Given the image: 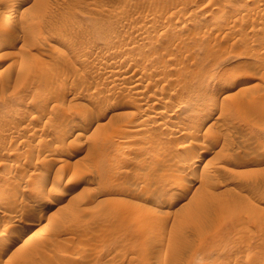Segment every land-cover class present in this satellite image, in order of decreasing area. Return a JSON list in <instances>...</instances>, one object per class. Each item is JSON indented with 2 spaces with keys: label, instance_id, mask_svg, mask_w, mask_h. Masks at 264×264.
I'll return each mask as SVG.
<instances>
[{
  "label": "rangeland",
  "instance_id": "obj_1",
  "mask_svg": "<svg viewBox=\"0 0 264 264\" xmlns=\"http://www.w3.org/2000/svg\"><path fill=\"white\" fill-rule=\"evenodd\" d=\"M17 8L0 22V252L35 224L0 264H264V0Z\"/></svg>",
  "mask_w": 264,
  "mask_h": 264
},
{
  "label": "bare ground",
  "instance_id": "obj_2",
  "mask_svg": "<svg viewBox=\"0 0 264 264\" xmlns=\"http://www.w3.org/2000/svg\"><path fill=\"white\" fill-rule=\"evenodd\" d=\"M24 1V0H23ZM23 1L21 0V1H18V0H14L13 2H12V4L10 5V4H8V5H10L11 7H9V9H6V10H1L2 12H1V14H0V22L2 23V22H4V24H5V26H4V24L2 25L4 28H9L10 29V25H14L15 23H14V21H13V16H14V14L16 13V11H17V7H19V5H21V4H23ZM258 1V0H257ZM4 7V6H3ZM5 8V7H4ZM24 11V10H23ZM12 18V21L10 20ZM9 21H11V22H13L14 24H11V22H10V25H9ZM16 26V25H15ZM12 27V26H11ZM12 29H13V27H12ZM11 29V31H14V30H12ZM1 30V29H0ZM2 31V30H1ZM6 32V31H5ZM8 32V31H7ZM2 33H3V31H2ZM9 33V32H8ZM118 66V65H117ZM75 82H76V80H75ZM72 83H74V79L71 81V84ZM76 84V83H75ZM69 85V84H68ZM74 85V84H73ZM137 85V84H136ZM75 86V85H74ZM126 86V85H125ZM76 87V86H75ZM139 89V88H138ZM137 89V90H138ZM136 90V91H137ZM82 91V90H81ZM139 91H141V90H138L137 91V93L139 94ZM85 91H83V93H84ZM82 94V93H81ZM80 90H79V92H76L75 93V95H73L72 97L73 98H77V97H79L80 95ZM113 94V93H112ZM111 94V95H112ZM141 94V93H140ZM139 94V95H140ZM89 95H91V94H89ZM83 96V95H82ZM84 97V96H83ZM110 98H111V96H110ZM156 98V97H155ZM112 99V98H111ZM77 100V99H76ZM143 102V101H142ZM112 103H113V101H112ZM169 107V106H168ZM172 108V107H171ZM170 110V109H169ZM164 111V110H163ZM143 112V111H142ZM166 113V112H165ZM167 113H169L168 111H167ZM171 113H174V112H171ZM177 113V112H176ZM170 114V113H169ZM164 115V114H163ZM159 123V122H158ZM161 123V122H160ZM159 123V124H160ZM146 124V123H145ZM156 124V123H155ZM145 126V125H144ZM143 127V126H142ZM138 128V127H137ZM145 128H146V126H145ZM142 129V128H141ZM139 130V129H138ZM170 131V130H169ZM188 132V131H187ZM190 132V131H189ZM180 134V133H179ZM176 135H178V133L176 134ZM186 137V136H185ZM184 139V138H183ZM245 140V139H244ZM241 142V141H240ZM243 142V141H242ZM241 142V143H242ZM239 143V142H238ZM240 143V144H241ZM245 143V142H244ZM246 144H247V142H246ZM245 144V145H246ZM242 146H243V144H242ZM248 146V145H247ZM246 146V147H247ZM190 148V147H189ZM192 148V147H191ZM192 150V149H191ZM187 151H189L190 152V150H188L187 149ZM51 153V152H50ZM187 153V152H186ZM191 153H192V151H191ZM191 153H188V155L189 154H191ZM48 155V154H47ZM52 155V154H51ZM186 156V155H185ZM192 157H193V155H192ZM191 157V159H193L194 157H196V156H194L193 158ZM201 159V158H200ZM189 161H191V160H189ZM196 161V160H195ZM197 161H199V160H197ZM192 163V162H191ZM197 163V162H196ZM201 163V162H200ZM207 163V162H206ZM199 164V163H198ZM208 164V163H207ZM191 165V164H190ZM193 165H195V163L193 164ZM204 165H205V162H204ZM203 165V167H201L200 168V170H198V172L195 174V176L192 178V179H194L195 177H200V176H203V175H208L209 173H210V170L209 169H211V168H209L208 169V167L207 166H204ZM188 166V165H187ZM198 166V165H197ZM195 168V167H194ZM199 168V167H198ZM195 170H197V169H195ZM180 171V170H179ZM214 171V170H213ZM215 172V171H214ZM213 172V173H214ZM179 173H181V172H179ZM181 175V174H180ZM191 176V175H190ZM182 177V176H181ZM80 178V177H79ZM78 178V179H79ZM190 178V179H191ZM62 179V178H61ZM81 179H83V178H81ZM202 179V178H201ZM80 180V179H79ZM183 180V179H182ZM197 180V179H196ZM43 181V180H42ZM56 181H57V179H56ZM56 181H54V182H56ZM58 181H60V179L58 180ZM58 181L56 182V183H58ZM64 181V183L63 184H66V183H68V181H69V178L67 179H64L63 180ZM186 181V180H185ZM194 181V180H193ZM192 181V182H193ZM186 183H188V182H186ZM36 184H37V182H36ZM35 184V185H36ZM52 184H54V183H52ZM190 184V183H189ZM193 184V183H192ZM54 185H56V184H54ZM61 185V184H60ZM187 186H189V185H187ZM34 187V186H33ZM32 187V188H33ZM54 187V186H53ZM56 188H57V185L55 186ZM54 187V188H55ZM183 187V186H182ZM1 188V187H0ZM41 188V187H40ZM59 188V187H58ZM56 189L55 191H52L51 193H47V197L48 198H54V195H56L57 193H59L60 194V190H62V189ZM61 188V187H60ZM63 188V187H62ZM53 189V188H52ZM67 189V188H66ZM54 190V189H53ZM3 191H4V189H3ZM51 191V190H50ZM62 191H64V189L62 190ZM156 192V191H155ZM154 192V193H155ZM1 193V192H0ZM62 194H63V192H61ZM66 193V192H65ZM3 194V193H2ZM33 194H34V192H33ZM36 195V194H35ZM152 195V194H151ZM159 195V193L158 194H153L152 195V197L153 198H155V197H157ZM160 196V195H159ZM43 197V196H42ZM148 197H150V196H148ZM161 197V196H160ZM36 198H38V197H36ZM46 198V197H45ZM159 197H157V199H158ZM47 199V198H46ZM149 200L151 199V198H148ZM156 199V198H155ZM37 200V199H36ZM38 200H41V199H38ZM48 200H52V199H48ZM152 201H153V199H151ZM1 201V200H0ZM33 201V200H32ZM42 201H44L43 199H42ZM155 201V200H154ZM157 201V200H156ZM2 202V201H1ZM52 202H54V200L52 201ZM29 203V202H28ZM27 203V204H28ZM34 203V202H33ZM39 203V202H38ZM37 203V204H38ZM32 204V203H31ZM35 204V203H34ZM33 207V206H32ZM35 207V206H34ZM34 207H33V211H34ZM37 208H38V206H36ZM35 207V208H36ZM31 208V207H30ZM41 209H42V207H40ZM40 209V210H41ZM48 209V208H47ZM29 211H31V210H29ZM43 211V213H45L46 211H44V210H42ZM41 211V212H42ZM5 213H7V212H5ZM15 213V212H14ZM8 214V213H7ZM28 214V213H27ZM14 215V214H13ZM9 216V215H8ZM12 218H13V216H12ZM9 219V218H8ZM11 219V218H10ZM25 221V220H24ZM34 221V220H33ZM33 221L31 222H29L28 224H26L25 226H19L20 227V229L18 230V232H17V236H16V238H13V239H11V240H9V246L7 247L6 245V247H5V249H3L1 252H0V257H2L3 258V255H5V254H7V252L10 250V247L11 246H13V244L18 240V239H20L21 237H23V236H25L24 234L32 227V226H34V224L35 223H33ZM37 224V223H36ZM9 231V230H8ZM10 232V231H9ZM9 232H3L2 234H1V237L2 238H0V241L1 240H3V239H8V238H10V233ZM8 241V240H7ZM2 243V242H1ZM17 243V242H16ZM4 244V243H3ZM60 250V249H59ZM61 250H63V249H61ZM63 252H64V250H63ZM60 253V252H59ZM8 256V255H7ZM2 258H0V259H2ZM8 258V257H7ZM5 260V259H4Z\"/></svg>",
  "mask_w": 264,
  "mask_h": 264
}]
</instances>
